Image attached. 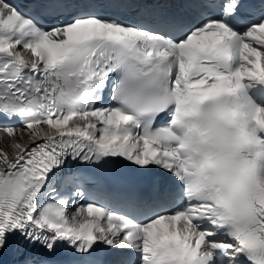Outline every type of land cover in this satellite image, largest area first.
I'll return each instance as SVG.
<instances>
[{"label": "snow or ice", "instance_id": "1", "mask_svg": "<svg viewBox=\"0 0 264 264\" xmlns=\"http://www.w3.org/2000/svg\"><path fill=\"white\" fill-rule=\"evenodd\" d=\"M2 140L0 254L264 264V0H0ZM69 160L150 184L92 192Z\"/></svg>", "mask_w": 264, "mask_h": 264}, {"label": "bare ground", "instance_id": "2", "mask_svg": "<svg viewBox=\"0 0 264 264\" xmlns=\"http://www.w3.org/2000/svg\"><path fill=\"white\" fill-rule=\"evenodd\" d=\"M7 143L8 142L6 140L0 141V147L5 146ZM6 150L9 152V154H12V149L11 148H7Z\"/></svg>", "mask_w": 264, "mask_h": 264}]
</instances>
